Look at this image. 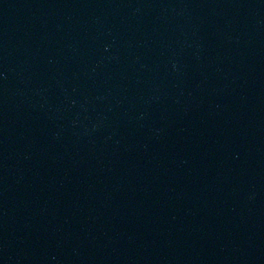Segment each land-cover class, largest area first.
<instances>
[{"label": "water", "instance_id": "95a60500", "mask_svg": "<svg viewBox=\"0 0 264 264\" xmlns=\"http://www.w3.org/2000/svg\"><path fill=\"white\" fill-rule=\"evenodd\" d=\"M0 264H264V0H0Z\"/></svg>", "mask_w": 264, "mask_h": 264}]
</instances>
